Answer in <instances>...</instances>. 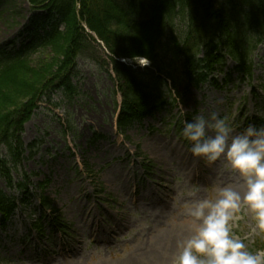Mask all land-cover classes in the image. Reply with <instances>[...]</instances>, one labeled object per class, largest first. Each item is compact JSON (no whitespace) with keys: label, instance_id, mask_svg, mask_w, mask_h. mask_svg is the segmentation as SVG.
I'll return each instance as SVG.
<instances>
[{"label":"rangeland","instance_id":"rangeland-1","mask_svg":"<svg viewBox=\"0 0 264 264\" xmlns=\"http://www.w3.org/2000/svg\"><path fill=\"white\" fill-rule=\"evenodd\" d=\"M29 1L0 0V46L14 39L28 18L42 13L32 11ZM93 44L75 62V97L55 93L44 98L21 136L20 170L34 186L44 184L43 195L68 227L66 234L51 233L45 224L43 235L32 229L30 220L38 216L34 199L0 231V264H172L194 227L187 204L214 198L225 185L244 191L243 182L222 161L209 165L194 158L180 130L186 121L211 112L226 118L233 134L253 125L252 117L264 125L262 46L252 55L251 80L237 77L227 59L230 76L222 89L185 88L182 79L174 87L168 81L172 105L119 135L120 97L104 64L110 55ZM127 64L146 67L132 60ZM224 78L225 73L216 76L218 82ZM34 140L38 145L29 154L26 146ZM4 184L0 178V189L8 194ZM193 187L199 189L195 197L189 195ZM231 228L252 252L256 239H264L243 208Z\"/></svg>","mask_w":264,"mask_h":264},{"label":"trees","instance_id":"trees-1","mask_svg":"<svg viewBox=\"0 0 264 264\" xmlns=\"http://www.w3.org/2000/svg\"><path fill=\"white\" fill-rule=\"evenodd\" d=\"M29 3L32 11L42 13L28 18L17 37L0 46V178L8 190L6 194L0 189L1 227L13 215L17 201L29 203L32 197L29 177L23 174L21 181L14 182L11 176L22 159L24 126L49 95L60 92L68 100L75 97V62L93 49L92 34L110 55L104 64L110 67L121 97L120 133L172 105L168 81L174 87L176 79H182L185 88L200 89L205 84L220 88L216 74L223 73L227 59L233 61L238 77L251 80L252 55L259 45L264 48V0ZM133 56L147 57L150 68L134 69L119 61ZM28 146L32 150L34 144ZM40 203L43 209L50 207L44 196ZM57 220L53 218L51 224L60 228ZM254 248L263 250L264 240H257Z\"/></svg>","mask_w":264,"mask_h":264},{"label":"clouds","instance_id":"clouds-1","mask_svg":"<svg viewBox=\"0 0 264 264\" xmlns=\"http://www.w3.org/2000/svg\"><path fill=\"white\" fill-rule=\"evenodd\" d=\"M131 59L142 67L150 63L147 57ZM182 138L194 158L209 165L222 161L243 182L244 191L225 185L216 190L214 198L193 199L187 204L194 227L179 244L172 264H264V250H248L231 228L243 208L257 234L264 235V125H249L233 134L227 119L211 112L186 121ZM198 191L193 187L189 195L195 197Z\"/></svg>","mask_w":264,"mask_h":264}]
</instances>
